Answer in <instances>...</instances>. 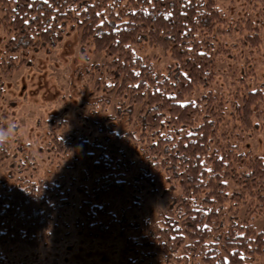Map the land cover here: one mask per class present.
I'll return each instance as SVG.
<instances>
[{"label": "trees", "instance_id": "trees-1", "mask_svg": "<svg viewBox=\"0 0 264 264\" xmlns=\"http://www.w3.org/2000/svg\"><path fill=\"white\" fill-rule=\"evenodd\" d=\"M224 21L216 0H0L7 35L1 72L31 65L32 53L53 50L75 29L80 43L108 58L109 79L100 87L121 103L115 116L79 115V131L48 120L47 148L68 158L64 174L27 179L35 163L30 145L0 147V163L10 159L0 178V248L42 245L51 228L61 233L62 215L75 207L80 238L122 239L124 264L157 255L160 264H252L264 256V227L257 232L251 222L264 215V160L239 150L226 106L236 100L211 89L187 99L214 80L215 34L231 30L220 27ZM244 22L254 30L245 41L256 44L255 27ZM141 43L169 53L165 74L136 54ZM2 85L0 77V98ZM261 94H235L240 124L250 123ZM119 114L132 121L122 134L112 127ZM153 197L164 201L165 212L151 221L142 205Z\"/></svg>", "mask_w": 264, "mask_h": 264}, {"label": "rangeland", "instance_id": "rangeland-1", "mask_svg": "<svg viewBox=\"0 0 264 264\" xmlns=\"http://www.w3.org/2000/svg\"><path fill=\"white\" fill-rule=\"evenodd\" d=\"M224 14L225 21L220 24L230 32L215 34L214 46V80L209 88L196 87L187 96L195 100L203 90L211 89L218 94L228 96L234 101L227 103V117L234 139H237L239 150L246 156H259L264 160V0H216ZM249 20L255 27L259 40L256 44L245 41L247 34L254 30L244 27V20ZM7 35L0 29V49ZM136 54L150 61L161 73H166L173 62L168 52L159 46L141 43L134 46ZM1 56V52H0ZM32 64L22 65L13 72H1L3 80L0 98V129L5 131L12 124L16 126L11 138L7 141L14 149L18 142L28 143L35 157V163L24 174L27 179L38 180L46 174L56 172L64 174L68 171L65 156L55 157L47 148L51 129L48 120L55 118L63 122L67 129L82 130L79 115L98 110L106 115H116L121 106L120 99L113 94L108 95L100 82H108L106 62L108 58L95 51L92 46L79 41V33L75 29L68 30L64 39L51 51H39L31 54ZM259 90L262 94L248 120L242 125L236 118L234 109L239 102L236 99L250 90ZM109 96V97H107ZM108 98L100 101L99 98ZM105 101V102H103ZM234 116V117H233ZM112 127L120 134L132 128L128 115L115 119ZM81 132V131H80ZM79 133V132H77ZM232 137V138H233ZM139 159L137 155L135 161ZM54 160V165L50 162ZM10 159L0 163V178L9 169ZM69 173L77 180L78 173ZM67 180L70 182L68 175ZM74 190V186H71ZM77 193H74L73 204H78ZM165 212L164 201L160 197L148 199L142 205V216L151 221L160 218ZM77 210L68 208L62 215L64 224L61 233L54 235L36 248L12 247L0 248L6 264H124L122 255L123 240H83L77 234L75 219ZM257 232L264 227V215L251 221ZM157 258V259H156ZM148 263L160 264V255ZM135 261V260H134ZM137 264V263H136ZM252 264H264V256L253 258Z\"/></svg>", "mask_w": 264, "mask_h": 264}, {"label": "clouds", "instance_id": "clouds-1", "mask_svg": "<svg viewBox=\"0 0 264 264\" xmlns=\"http://www.w3.org/2000/svg\"><path fill=\"white\" fill-rule=\"evenodd\" d=\"M15 128L16 126L12 124L6 131L4 129H0V147H2L11 138Z\"/></svg>", "mask_w": 264, "mask_h": 264}]
</instances>
